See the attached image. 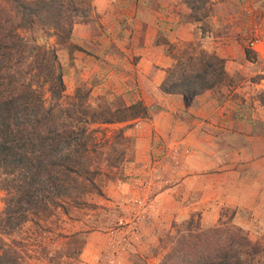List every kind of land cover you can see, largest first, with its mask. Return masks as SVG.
Masks as SVG:
<instances>
[{"label": "crops", "instance_id": "crops-1", "mask_svg": "<svg viewBox=\"0 0 264 264\" xmlns=\"http://www.w3.org/2000/svg\"><path fill=\"white\" fill-rule=\"evenodd\" d=\"M91 2L93 19L76 24L72 37L86 52H74L68 72L92 93L121 96L128 106L142 101L151 109V118L132 122L128 132L136 140L131 182L119 180L109 197L124 201L129 187L139 195L149 184L156 194L130 246L110 231L90 233L83 264H135L139 255L156 252L159 263L167 252L161 238L173 234V223L197 216L202 228H212L224 211L234 212L252 239H263V86L245 51V30L249 8L261 11L264 0H212L209 26L216 42L204 40L203 23L189 19L182 0ZM192 46L224 59L228 81L200 96L164 93L176 53ZM147 174L156 179L141 189ZM130 221L122 231H130Z\"/></svg>", "mask_w": 264, "mask_h": 264}, {"label": "trees", "instance_id": "trees-1", "mask_svg": "<svg viewBox=\"0 0 264 264\" xmlns=\"http://www.w3.org/2000/svg\"><path fill=\"white\" fill-rule=\"evenodd\" d=\"M0 1V184L8 196L5 220L15 230L32 216L78 207L87 194L101 193L90 155L92 135L99 130L93 127L127 123L125 128H131L132 122L150 119L151 109L142 101L115 110L107 104L93 106L90 93L82 90L73 103H60L66 86L56 49L31 43L24 33L37 24L49 29L58 44H69L74 26L84 22L77 19L78 12L91 16V0ZM75 1L88 3L87 9L76 8ZM182 2L193 21L203 22L212 0ZM197 51L176 53V64L161 86L164 93L200 96L228 81L224 59ZM259 101L264 106V92ZM200 227L179 232L160 264H261L264 248L244 229L222 222L207 230ZM0 264H21L7 250L3 233Z\"/></svg>", "mask_w": 264, "mask_h": 264}, {"label": "rangeland", "instance_id": "rangeland-1", "mask_svg": "<svg viewBox=\"0 0 264 264\" xmlns=\"http://www.w3.org/2000/svg\"><path fill=\"white\" fill-rule=\"evenodd\" d=\"M75 4L76 8H81L82 10L87 9L88 5V3H82L81 1H75ZM3 6L5 5L3 4ZM71 7L73 5H70L69 9ZM211 10L210 4L208 6L209 15L202 22L204 37L207 34H213L209 26V20L212 16ZM82 12H78L79 16H77V19L79 21L89 22L93 19L91 18L92 13L90 14L91 16H84L81 14ZM74 15L77 14L75 13ZM189 19L192 20L191 13L189 14ZM24 35L31 43H36L47 49H56L66 86L65 96L60 102L63 106L74 102L73 98L78 90H82L84 95L90 93L88 103L93 106L107 104L114 110L118 107L128 106L121 96L109 97L108 95L92 93V89L87 83L82 81L80 76L77 79L71 77L67 65L68 62L70 65L73 64V54L76 51L75 49L78 48V46L73 45L72 40L69 44H58L57 37L51 36L49 29L43 30V27L37 24L33 29L25 32ZM79 48L80 51L86 52L85 49ZM190 49L197 51L202 48L200 46H192ZM46 88L47 86L43 89ZM45 99L47 102L50 101V93H46ZM125 127L122 125H98L93 127V129L99 128V130L92 135L90 155L93 159V169L98 171L95 183L101 193L93 191L87 194L84 196L82 200L84 204L81 206L68 205L67 210L58 208L51 214L42 212L40 216H32L29 221L15 230H9L5 220L8 196L0 184V233H3L7 250L10 253H16L21 264H83L82 255L88 234L93 232L107 234L108 231L122 230L129 226L126 219H131L138 208L133 204L134 189L128 188L124 201L113 200V198L109 197L110 191L117 186L119 180L130 183L133 177L128 174V171L136 150V140L128 133L131 128ZM123 128L125 129L120 132ZM152 178L156 179L147 174L143 178V185L140 188H145L149 184L147 180ZM108 200L112 201V203H107ZM190 220L182 223H173V234H164V237L161 238V247L167 251L166 254L172 248L179 232L187 229L197 231V226H201L197 216L192 218V225H188ZM220 220L218 224L222 222L223 224L240 227L236 224L235 213L232 211L222 212ZM200 228L203 230L209 229L202 228V226ZM246 233L249 235L247 231ZM250 239L264 248V238L257 241L251 237ZM156 258H158L157 252L153 256L139 255L134 261L135 264H160L163 258L159 263ZM261 264H264V254L261 258Z\"/></svg>", "mask_w": 264, "mask_h": 264}, {"label": "built area", "instance_id": "built-area-1", "mask_svg": "<svg viewBox=\"0 0 264 264\" xmlns=\"http://www.w3.org/2000/svg\"><path fill=\"white\" fill-rule=\"evenodd\" d=\"M248 14L249 21L245 30V51L251 56V59H248L258 68L256 76L258 82L262 84L264 92V8H261V11L257 12H255V9L249 8ZM204 40L207 42H216L217 39L214 34L210 33L204 37ZM149 185L148 190L142 191L141 194L133 197V204L138 208L136 213L133 214L131 222H129L131 226L130 231H128V233L122 231L123 229L110 231V233L121 235L124 248L130 246L131 235L136 234L139 231L141 224L144 222V213L155 197L154 195L156 193L154 185ZM107 259L109 258L106 256L104 260L106 261Z\"/></svg>", "mask_w": 264, "mask_h": 264}]
</instances>
